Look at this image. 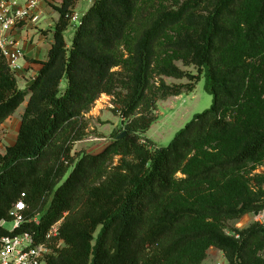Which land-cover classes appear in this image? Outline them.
<instances>
[{"label":"trees","instance_id":"1","mask_svg":"<svg viewBox=\"0 0 264 264\" xmlns=\"http://www.w3.org/2000/svg\"><path fill=\"white\" fill-rule=\"evenodd\" d=\"M73 4L26 89L0 50V126L28 98L0 153V223L23 194L25 217L43 212L23 229L42 238L62 220L65 245L47 264H201L210 246L264 264V223L229 225L264 209V174L250 176L264 163V0H96L68 44ZM201 77L212 105L157 145L146 133L158 100ZM103 93L123 125L99 152L73 153Z\"/></svg>","mask_w":264,"mask_h":264},{"label":"rangeland","instance_id":"2","mask_svg":"<svg viewBox=\"0 0 264 264\" xmlns=\"http://www.w3.org/2000/svg\"><path fill=\"white\" fill-rule=\"evenodd\" d=\"M48 4L53 3L45 0ZM89 5H83L82 9H87ZM79 24H77L78 26ZM76 27L70 25L65 32L66 42H71ZM176 64L183 70L194 75L198 74L197 67L194 65H185L182 60H177ZM168 84H184L190 82V79L164 77ZM205 77L195 84V88L191 92H184L177 96H169L159 99L157 102V120L151 126L146 136L153 140L157 145L165 146L170 143L177 132H179L196 114L210 108L213 102V96L205 89ZM113 96L103 93L95 102L91 110L87 113L89 121L88 135L81 141L77 142L73 153L86 151L89 153H97L102 150L111 141L112 132L119 129L123 125V118L120 113L113 110ZM3 130V129H2ZM0 130V153H5L6 148L11 142V138L15 134L10 130ZM256 173L264 174V163L255 166L252 169L253 176ZM181 176V174H178ZM255 222L264 223V209L256 215L255 212L245 214L237 220L229 222L230 227L239 229L246 228ZM5 229L11 231L13 222L7 221ZM264 257V251L260 252ZM201 264H231L225 253L217 247L210 246L206 250V257Z\"/></svg>","mask_w":264,"mask_h":264},{"label":"built area","instance_id":"3","mask_svg":"<svg viewBox=\"0 0 264 264\" xmlns=\"http://www.w3.org/2000/svg\"><path fill=\"white\" fill-rule=\"evenodd\" d=\"M43 0H0V50L6 57L11 68L16 72L20 69V61L25 52L19 39L13 33L15 30L26 26L30 21L38 20V12ZM96 0H73L67 17L69 24L77 27L81 24L83 15ZM63 1L59 3L62 7ZM81 5H89L81 10ZM24 197V194H23ZM23 197L14 205L13 229L7 233H0V264H47L50 255L65 245L60 236L62 220L53 224L41 236L32 229H23L28 225L39 226L43 212L33 217H25L21 212L26 209ZM7 221H2L5 227Z\"/></svg>","mask_w":264,"mask_h":264},{"label":"crops","instance_id":"4","mask_svg":"<svg viewBox=\"0 0 264 264\" xmlns=\"http://www.w3.org/2000/svg\"><path fill=\"white\" fill-rule=\"evenodd\" d=\"M47 1L54 5L48 4L43 0L36 22L30 21L26 26H22L20 29L13 32L16 38L19 39L25 52L24 58L20 61V69L16 71L21 89H26L34 81L37 72L42 67L41 61L47 59L48 52L52 47L54 29L60 16L58 10L60 8L59 3L63 0ZM67 43L70 44V42ZM27 104L28 98H26L17 111L0 126V130H10L15 134V136L13 135L11 138V142L8 146L13 145L16 141L22 115Z\"/></svg>","mask_w":264,"mask_h":264},{"label":"water","instance_id":"5","mask_svg":"<svg viewBox=\"0 0 264 264\" xmlns=\"http://www.w3.org/2000/svg\"><path fill=\"white\" fill-rule=\"evenodd\" d=\"M125 132H123L120 136H124ZM256 215H259V212H255Z\"/></svg>","mask_w":264,"mask_h":264}]
</instances>
